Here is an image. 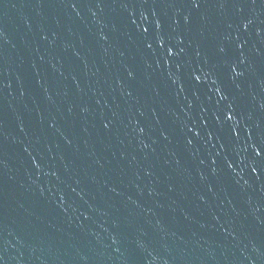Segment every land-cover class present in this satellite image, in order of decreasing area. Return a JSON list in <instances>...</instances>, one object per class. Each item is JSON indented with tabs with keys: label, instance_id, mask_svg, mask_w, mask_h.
<instances>
[{
	"label": "water",
	"instance_id": "95a60500",
	"mask_svg": "<svg viewBox=\"0 0 264 264\" xmlns=\"http://www.w3.org/2000/svg\"><path fill=\"white\" fill-rule=\"evenodd\" d=\"M0 264H264V0H0Z\"/></svg>",
	"mask_w": 264,
	"mask_h": 264
}]
</instances>
